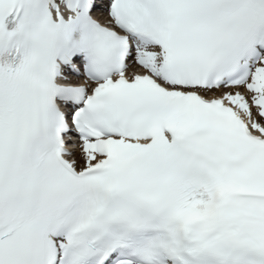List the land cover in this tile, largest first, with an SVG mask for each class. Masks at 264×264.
Segmentation results:
<instances>
[{
  "label": "snow or ice",
  "instance_id": "snow-or-ice-1",
  "mask_svg": "<svg viewBox=\"0 0 264 264\" xmlns=\"http://www.w3.org/2000/svg\"><path fill=\"white\" fill-rule=\"evenodd\" d=\"M0 264H264V0H0Z\"/></svg>",
  "mask_w": 264,
  "mask_h": 264
}]
</instances>
